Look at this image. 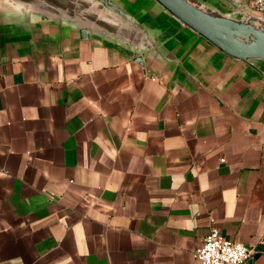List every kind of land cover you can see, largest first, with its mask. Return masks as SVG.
Returning a JSON list of instances; mask_svg holds the SVG:
<instances>
[{
    "label": "crops",
    "instance_id": "crops-1",
    "mask_svg": "<svg viewBox=\"0 0 264 264\" xmlns=\"http://www.w3.org/2000/svg\"><path fill=\"white\" fill-rule=\"evenodd\" d=\"M120 2L156 42L144 65L0 21V264H201L213 228L264 264V76L153 0Z\"/></svg>",
    "mask_w": 264,
    "mask_h": 264
},
{
    "label": "water",
    "instance_id": "water-1",
    "mask_svg": "<svg viewBox=\"0 0 264 264\" xmlns=\"http://www.w3.org/2000/svg\"><path fill=\"white\" fill-rule=\"evenodd\" d=\"M164 12L209 42L226 56L264 71V17L239 0H219L224 8L205 0H153ZM226 8V9H225ZM33 19L74 28L83 39L99 36L134 51L144 65L147 54L157 51L151 33L120 0H0V21L30 23ZM257 256L245 264H253Z\"/></svg>",
    "mask_w": 264,
    "mask_h": 264
},
{
    "label": "built area",
    "instance_id": "built-area-1",
    "mask_svg": "<svg viewBox=\"0 0 264 264\" xmlns=\"http://www.w3.org/2000/svg\"><path fill=\"white\" fill-rule=\"evenodd\" d=\"M239 1L245 2L253 13L264 17V0ZM254 253L253 249L226 239L219 229L213 228L193 255L201 264H245Z\"/></svg>",
    "mask_w": 264,
    "mask_h": 264
},
{
    "label": "rangeland",
    "instance_id": "rangeland-1",
    "mask_svg": "<svg viewBox=\"0 0 264 264\" xmlns=\"http://www.w3.org/2000/svg\"><path fill=\"white\" fill-rule=\"evenodd\" d=\"M245 3V2H244ZM247 6V4H245ZM226 9V8H225Z\"/></svg>",
    "mask_w": 264,
    "mask_h": 264
}]
</instances>
